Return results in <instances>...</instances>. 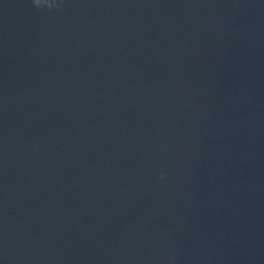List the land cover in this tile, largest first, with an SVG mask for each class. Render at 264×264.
I'll list each match as a JSON object with an SVG mask.
<instances>
[{
    "label": "clouds",
    "instance_id": "obj_1",
    "mask_svg": "<svg viewBox=\"0 0 264 264\" xmlns=\"http://www.w3.org/2000/svg\"><path fill=\"white\" fill-rule=\"evenodd\" d=\"M37 6H39V0H37Z\"/></svg>",
    "mask_w": 264,
    "mask_h": 264
}]
</instances>
